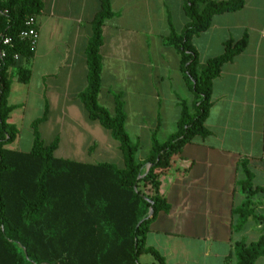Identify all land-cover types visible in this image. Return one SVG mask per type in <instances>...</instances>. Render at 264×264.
<instances>
[{
	"label": "crops",
	"instance_id": "0c3cea01",
	"mask_svg": "<svg viewBox=\"0 0 264 264\" xmlns=\"http://www.w3.org/2000/svg\"><path fill=\"white\" fill-rule=\"evenodd\" d=\"M42 3V13L35 18L38 40L32 58L25 64L30 79L27 84L17 83L29 87L34 77L39 80L41 103L28 119L29 129L46 103L47 119L38 127L42 141L49 140L46 129L53 125L55 133L50 140H59L54 156L81 162L73 140H92L87 144L92 153L100 149L96 143L104 145L97 140L105 139L98 130L103 128L88 119L77 99L86 86L84 51L99 2ZM110 4L116 16L102 27L97 103L113 115L114 96L121 97L124 130L138 144L135 160L141 162L150 151L154 131L160 143L175 132L178 102H193L180 72V56L163 41L169 32L168 21L179 34L187 19L182 0H110ZM244 32L248 35L245 51L224 65L213 82L212 107L205 122L210 136L185 145L161 176L158 193L170 209L156 216L145 243L166 264H235L234 243L244 238L248 239L245 243L255 242L261 233V226L251 220L240 233H234L232 210L244 199L237 186L243 179L240 161L248 162L253 185L264 187L254 184L252 171L258 166L264 170V0H246L240 11L213 17L209 29L193 37L192 44L203 65L222 53L225 41H237ZM12 68L16 75V65L10 66L8 73ZM11 92L10 83L7 103L14 108L8 123L18 131L12 115L27 111V93L15 104L10 102ZM99 96L108 100L106 106ZM113 147L120 153L116 142ZM251 151L258 153L254 156ZM87 158L81 163H107L97 162L94 156ZM259 210L264 212V207L256 212ZM138 262L154 264L147 254H141Z\"/></svg>",
	"mask_w": 264,
	"mask_h": 264
},
{
	"label": "trees",
	"instance_id": "16d2710c",
	"mask_svg": "<svg viewBox=\"0 0 264 264\" xmlns=\"http://www.w3.org/2000/svg\"><path fill=\"white\" fill-rule=\"evenodd\" d=\"M246 0H182L187 19L177 34L168 21L169 32L164 43L180 56V72L193 95L188 105L180 100L176 130L160 143L154 131L150 151L136 162L138 144L124 130L125 114L119 95L114 96V113L97 103L100 90L102 27L116 14L110 0H98L99 10L91 22V33L85 46L86 86L77 99L90 121L108 131L118 144L123 166L109 163H81L54 156L58 138L45 144L38 127L48 115L44 103L42 115L30 124L32 145L28 152L6 148L18 131L8 123L10 91L8 69L16 65V80L27 84L30 72L25 64L34 48L19 41L18 34L29 18L42 13V0H0V34L9 37L14 48L0 68V264H140L141 254L150 255L154 264H166L145 239L150 225L160 213H167L168 203L159 193L161 176L169 169L174 156L195 138L206 139L210 132L205 122L212 107L213 82L221 68L241 55L248 35L223 43L222 53L200 66L192 44L196 35L209 29L213 17L240 11ZM19 60L13 62L12 55ZM148 169L146 171V167ZM243 179L237 186L242 203L232 210L234 233H240L251 220L261 226L255 242L236 241L235 264H256L264 257V187L253 185V174L247 161H240ZM152 213L149 215V210Z\"/></svg>",
	"mask_w": 264,
	"mask_h": 264
},
{
	"label": "rangeland",
	"instance_id": "374dc122",
	"mask_svg": "<svg viewBox=\"0 0 264 264\" xmlns=\"http://www.w3.org/2000/svg\"><path fill=\"white\" fill-rule=\"evenodd\" d=\"M247 16H245L246 18ZM202 63H200V66ZM35 76L37 73L34 74ZM15 75V68H12L10 70L9 78H10V83H11V96H10V102L11 103H20L21 97L24 95V93H27V106L28 109L24 113H20V111H15L12 115V122L15 123L16 127L18 128V134L16 136V139L14 140L13 143H11L8 148L10 150H15V151H20V152H27L30 150L31 145H32V133L31 129H29L28 126V119L34 115L33 110L39 108L40 106V99L38 96V90H39V80H37L36 77H34L31 86H25L17 83L15 80L16 78ZM102 100L105 101V106L108 103V100L104 99L102 96H99V101L102 102ZM101 104V103H100ZM102 105V104H101ZM100 130L104 136V140H97L100 143H104V145L100 144L96 145L100 147V149L90 152V149H87V144L90 143L92 140H73V144L76 145L75 153L78 155V159L81 162H87L89 156L92 158L93 156L96 157L97 162H107L115 165L118 168L122 167L121 163V156L120 153L113 147L115 144V141L109 137L107 131L103 129H98ZM54 127L53 125H49V127L46 129V134L49 137V140H43L45 143H49L50 139L54 136ZM76 143V144H75ZM110 144L111 147H108L107 144ZM251 155L256 156L257 151H251ZM253 173L255 174V179H254V184L256 185H262L264 184V170L262 167H254L252 168ZM259 214H263L264 212L262 210L257 211ZM244 242H248V239L244 238ZM147 260L151 261L152 259L150 257H147ZM256 264H264V257L259 258Z\"/></svg>",
	"mask_w": 264,
	"mask_h": 264
},
{
	"label": "built area",
	"instance_id": "2783aa9c",
	"mask_svg": "<svg viewBox=\"0 0 264 264\" xmlns=\"http://www.w3.org/2000/svg\"><path fill=\"white\" fill-rule=\"evenodd\" d=\"M19 41H25L31 48H34L38 40V30L35 18H29L25 21L23 29L18 34ZM14 48V43L11 38L0 34V68L8 60V51ZM13 62L19 60L18 54L12 55Z\"/></svg>",
	"mask_w": 264,
	"mask_h": 264
},
{
	"label": "water",
	"instance_id": "95a60500",
	"mask_svg": "<svg viewBox=\"0 0 264 264\" xmlns=\"http://www.w3.org/2000/svg\"><path fill=\"white\" fill-rule=\"evenodd\" d=\"M147 169H148V166L146 167V171H147ZM152 213V210L150 209L149 210V215Z\"/></svg>",
	"mask_w": 264,
	"mask_h": 264
}]
</instances>
